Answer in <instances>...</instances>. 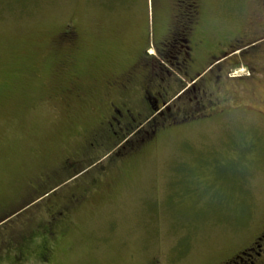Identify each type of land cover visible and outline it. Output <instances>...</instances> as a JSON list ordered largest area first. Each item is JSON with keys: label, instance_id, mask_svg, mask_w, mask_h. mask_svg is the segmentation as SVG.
<instances>
[{"label": "rangeland", "instance_id": "obj_1", "mask_svg": "<svg viewBox=\"0 0 264 264\" xmlns=\"http://www.w3.org/2000/svg\"><path fill=\"white\" fill-rule=\"evenodd\" d=\"M171 1L0 0V264H224L260 232L264 0H199L218 58L261 41L194 100L173 69L140 64ZM126 74L136 105L167 88L172 117L145 122V100L141 131L119 138L104 87Z\"/></svg>", "mask_w": 264, "mask_h": 264}, {"label": "flooded vegetation", "instance_id": "obj_2", "mask_svg": "<svg viewBox=\"0 0 264 264\" xmlns=\"http://www.w3.org/2000/svg\"><path fill=\"white\" fill-rule=\"evenodd\" d=\"M171 5L173 7V14L171 15L173 19L171 23L169 20L164 30L165 32L160 37L161 40L150 46L153 52H149V48L146 50V55L144 56L146 61L142 60L143 63L140 62V64H143L141 68L149 69L150 67L153 71L155 68L156 70H161L162 66L170 67L174 72H177V74L189 81L191 86L189 89L183 88L181 93L185 94L186 91H191L193 94L192 100H194V98L197 99V93L201 90L199 85L196 86L197 79L200 77L202 78L208 70L216 68L221 59L218 58V54L215 53L217 45L212 46L211 40L201 33L203 7L199 0H174ZM244 41L245 39L243 37L234 38L230 44L228 43V45L225 46V49H218L224 50L221 52L222 54H226L224 58H230L236 51H239V48L254 47L255 44L261 40H252L248 44ZM213 47H215V50L212 49ZM251 75L253 76V73L248 75V78H250ZM132 79L133 77L126 74L123 78L110 82L104 87L105 90L108 89L115 93L118 101V109H116V105L113 103L109 104L112 105V112L116 111L122 119V121H117L116 125L118 131L114 132L117 136L119 134L118 137L126 134H129V137L141 131L142 125L138 126L137 122L141 121L138 119L142 118V113H145L142 109V102L145 100L151 105L153 113L145 122H150L151 120L160 121L158 117H161L163 120V117L166 118L168 116L167 114L171 113V109L167 104L172 100L167 101L166 96L168 95V90L164 87H162L161 91H158L155 96H151L147 91L145 94L142 92L141 101H139L138 105L134 104L132 99L128 96V91H130V88L132 89ZM239 79L246 80L242 78ZM199 106L200 103H198L197 108H199ZM164 107L167 108L163 110L162 108ZM156 126L157 125L153 126L150 130L151 135L156 134ZM147 135H149V133ZM58 215L61 216V214ZM52 220L47 223L50 227H53L55 224V221ZM224 264H264V225L261 227L257 236L249 242L239 254L230 258Z\"/></svg>", "mask_w": 264, "mask_h": 264}, {"label": "trees", "instance_id": "obj_3", "mask_svg": "<svg viewBox=\"0 0 264 264\" xmlns=\"http://www.w3.org/2000/svg\"><path fill=\"white\" fill-rule=\"evenodd\" d=\"M225 56H226V55H225ZM222 58H224V56L221 57L220 59H222ZM223 61H225V60H223ZM221 63H222V62H219V64H221ZM167 115H168V116H167L168 118L172 117V111H171L170 114H167ZM159 118H161V117H159ZM161 119H162V118H161ZM155 122H157V121H155ZM126 135H127V134H126ZM123 136H124V135H123ZM120 137H122V136H120ZM120 137H119V138H120ZM125 139H126V138H125ZM125 139H124V140H125Z\"/></svg>", "mask_w": 264, "mask_h": 264}, {"label": "snow or ice", "instance_id": "obj_4", "mask_svg": "<svg viewBox=\"0 0 264 264\" xmlns=\"http://www.w3.org/2000/svg\"><path fill=\"white\" fill-rule=\"evenodd\" d=\"M150 2H151V0H150Z\"/></svg>", "mask_w": 264, "mask_h": 264}]
</instances>
